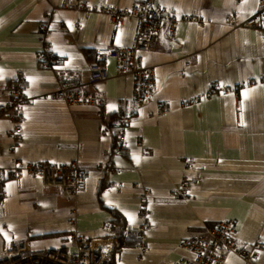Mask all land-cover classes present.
Listing matches in <instances>:
<instances>
[{"label":"crops","instance_id":"obj_1","mask_svg":"<svg viewBox=\"0 0 264 264\" xmlns=\"http://www.w3.org/2000/svg\"><path fill=\"white\" fill-rule=\"evenodd\" d=\"M86 1L95 7L146 4ZM154 3L179 20L174 36L160 33L155 48L143 53V64L153 69L156 84L150 100L137 104L132 77L119 73L114 58L102 61L108 71L104 81L91 83L89 70V64L100 62L97 48L133 43L136 18L116 26L96 10L65 9L61 0H0V93L20 70L35 97L23 107V132L14 150H9L12 122L0 117V170L20 162H70L78 150L80 158L95 164L85 190L75 197L43 191L38 176L1 171L5 199L0 205V251L21 241L32 249H74L75 230L84 239L102 237L104 227L114 224V214L119 216L117 236L123 237L115 249V264H165L190 256L182 241L225 219L235 221L239 245L264 244V21L261 28L223 22L228 12L235 22L249 17L257 11L258 0ZM46 14L48 38L62 56L54 69L39 67L36 59L38 27ZM195 16L203 23L189 20ZM174 37L181 40L178 47L172 44ZM67 77L82 92L102 97L104 106L71 109L51 92L57 79ZM213 83L236 87L237 98L214 92ZM206 93L209 98L183 105L185 98ZM163 100L171 111L154 116ZM236 105L243 113L242 125L236 121ZM121 109L132 118L125 129L130 146L126 155L114 150ZM184 177L192 182L186 197L170 195ZM144 191L149 195L143 196ZM142 197L151 223L145 232L138 218ZM142 243L148 250L140 254L136 247ZM257 257L246 263L228 254L225 264H264V247Z\"/></svg>","mask_w":264,"mask_h":264},{"label":"built area","instance_id":"obj_2","mask_svg":"<svg viewBox=\"0 0 264 264\" xmlns=\"http://www.w3.org/2000/svg\"><path fill=\"white\" fill-rule=\"evenodd\" d=\"M145 1V0H144ZM61 7L66 9H79L82 11L96 10L102 15H108L110 20L116 25H121L128 18H138L139 27L134 43L130 46L99 47L96 55L100 61H105L109 57L116 60L119 73L128 75L133 80V99L135 103L141 104L150 100L156 84V77L153 69L143 64V53L155 48L157 38L160 33L166 32L169 36H174V30L179 18L176 14L165 11L154 3V0H146L143 6H130L117 8L114 5H100L95 7L86 0H61ZM255 13H257L255 16ZM254 14L246 17L240 22H235L232 13L225 14L223 22L231 27L261 28L264 21V0H258V9ZM191 21L202 24L204 20L192 17ZM49 16L46 14L40 21L39 41L41 47L36 54L37 64L41 68L54 69L62 61V56L54 50L48 40ZM210 23V19L206 21ZM181 40L174 37L172 44L179 45ZM108 78V73L103 63L91 64L90 81L96 83ZM264 80V79H263ZM16 84L10 86L5 92L0 93V117H7L12 122V138L9 150H14L20 141L23 132V107L28 104L32 96L25 85L24 74L18 70L15 77ZM14 82V83H15ZM250 80V85L254 84ZM72 77L58 79L51 92L55 93L71 109L83 110L89 108H101L105 101L96 94H87L79 91ZM212 90L217 93H232L236 98L238 91L236 87L212 84ZM4 97L9 103L1 98ZM36 97H41L37 95ZM210 97V93L205 95H192L184 99L186 105L199 103ZM170 104L163 100L157 106L154 116L169 113ZM235 115L238 125L243 124V113L239 106H235ZM119 121L117 126L120 129L116 136L114 150L116 153L126 155L130 153V146L126 141L125 129L130 124L132 118L126 116L125 110L117 111ZM141 135L138 136V143L141 142ZM109 153V152H108ZM93 162H88L80 158V150L77 156L70 162L46 163V162H20L13 168L6 171L15 177H21L25 173L31 176H38L41 179L43 191L49 193H61L68 197H75L86 188L89 170L94 167ZM188 167V164H185ZM192 182L184 178L180 185L186 191ZM180 191V188H177ZM173 194V191H171ZM182 194V192L180 191ZM149 195L144 191L143 196ZM5 194L0 192V205H3ZM72 215L75 214V207L72 206ZM147 200L140 199L138 218L140 220V230L146 231L151 228L149 214L147 210ZM105 235L98 238L84 239L78 231H74L72 238L75 248L58 247L52 249H32L26 242H17L14 245L0 251V264H111L118 239L114 235V224L108 223L104 227ZM236 223L234 220H221L211 228H204L193 238L184 239L181 245L188 249L190 256H182L167 261L165 264H225L228 254H233L244 262H256L257 250L264 247L263 243H255L251 247H243L234 239ZM140 254L148 250V245L142 243L137 245Z\"/></svg>","mask_w":264,"mask_h":264},{"label":"trees","instance_id":"obj_3","mask_svg":"<svg viewBox=\"0 0 264 264\" xmlns=\"http://www.w3.org/2000/svg\"><path fill=\"white\" fill-rule=\"evenodd\" d=\"M106 16H108V15H106ZM132 18H133V17H132ZM134 18H135V17H134ZM128 19H129V18H128ZM136 19L138 20V22H137V29H136V33H137V30H138V27H139V24H140V23H139V19H138V18H136ZM126 20H127V19H126ZM114 25H115V24H114ZM135 38H136V35H135ZM135 38H134V40H135ZM48 40H49V38H48ZM134 40H133V43H134ZM49 41H50V40H49ZM50 43H51V41H50ZM133 43H132V44H133ZM51 44H52V43H51ZM132 44H131V45H132ZM128 46H130V45H128ZM52 47H53V45H52ZM53 48H54V47H53ZM39 49H40V48H39ZM54 50H55V49H54ZM38 51H39V50H38ZM38 51H37V52H38ZM88 53H89V52H86V56H87L89 59H91V57H90V55H88ZM95 55H96V54H95ZM96 56H97V55H96ZM97 58H98V57H97ZM112 58H113V57H112ZM93 60H94V59H93ZM96 63L100 64V63H102V61H100V62H95V63H93V64H96ZM38 66H39V65H38ZM90 66H91V64H89V70H90ZM50 69H51V68H50ZM107 73H108V71H107ZM57 80H58V79H57ZM57 80H56V81H57ZM72 80L74 81L75 85H77L76 88H77L79 91H81V90L78 88V83L75 81V79L72 78ZM14 82H15V80L9 85V87L12 86V85H14V84H16V82H15V83H14ZM91 83H92V82H91ZM9 87H8V88H9ZM8 88H7V89H8ZM7 89H6V90H7ZM4 92H5V91H4ZM81 92H82V91H81ZM84 93H85V92H84ZM87 94H90V93H87ZM91 95H93V94H91ZM96 95H97V94H96ZM3 98H4V97H2L1 100H2ZM25 105H27V104H25ZM25 105H24V106H25ZM101 108H102V107H101ZM162 115H164V114H162ZM158 116H160V115H158ZM140 137H141V136H140ZM182 180H184V178H182ZM182 180H180V182H179V184L177 185V187H174V190H172V191H173V196H175V197H179V198H185V197H186L185 190H183V189L181 188V186H179ZM191 186H192V184H191L189 187H191ZM189 187H188V188H189ZM177 188H180V191L182 192V194L180 193V191L177 190ZM187 190H188V189H187ZM118 217H119V216H117V215L114 214V235H115V236L117 237V239L120 241V240H122L123 237H121V235H120V236H119V235L117 236V232H118V231L116 230V222H117V220H118ZM115 231H116V232H115ZM117 248H118V246L116 247V250H117ZM114 262H115V261L113 260V261L111 262V264H115Z\"/></svg>","mask_w":264,"mask_h":264},{"label":"rangeland","instance_id":"obj_4","mask_svg":"<svg viewBox=\"0 0 264 264\" xmlns=\"http://www.w3.org/2000/svg\"><path fill=\"white\" fill-rule=\"evenodd\" d=\"M257 9H258V6H257ZM254 14V13H253ZM257 13H255L254 15H252V16H255ZM175 47H178V45L177 44H175L174 45ZM184 178H187V177H184ZM187 179H189V178H187ZM190 180V179H189ZM170 195H173L171 192L169 193ZM65 196V195H64ZM148 210V209H147ZM142 232H145V231H142ZM240 259V258H239ZM240 260H242V259H240Z\"/></svg>","mask_w":264,"mask_h":264},{"label":"bare ground","instance_id":"obj_5","mask_svg":"<svg viewBox=\"0 0 264 264\" xmlns=\"http://www.w3.org/2000/svg\"><path fill=\"white\" fill-rule=\"evenodd\" d=\"M66 9V8H65ZM69 10H71V9H69ZM4 101L6 102V103H9L6 99H4Z\"/></svg>","mask_w":264,"mask_h":264}]
</instances>
